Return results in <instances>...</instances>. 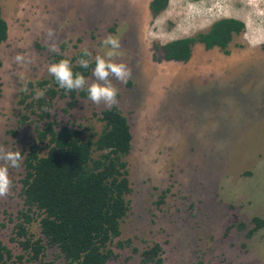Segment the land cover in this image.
Segmentation results:
<instances>
[{
    "label": "rangeland",
    "instance_id": "1",
    "mask_svg": "<svg viewBox=\"0 0 264 264\" xmlns=\"http://www.w3.org/2000/svg\"><path fill=\"white\" fill-rule=\"evenodd\" d=\"M150 1L3 0L10 36L0 50V145L22 152L36 136L40 122L25 116L18 98L31 91L28 83L51 79L49 28L67 57L83 48L102 55V39L116 35L118 61L131 69L127 83L111 79L115 107L130 124L132 192L114 241L129 245L114 246L116 256L105 264H152L141 251L154 243L162 247L163 264H264V226L249 238L236 227L264 217V0H168L157 15ZM227 17L245 24L228 54L195 43L186 62L154 60L155 45L196 36ZM17 53L26 56L24 64L14 62ZM86 78L91 81L92 71ZM69 102L56 100L52 113L100 131L94 113L110 107L88 98ZM23 174V165L9 168L10 195L0 198V240L14 256ZM59 260L49 248L34 264Z\"/></svg>",
    "mask_w": 264,
    "mask_h": 264
},
{
    "label": "trees",
    "instance_id": "2",
    "mask_svg": "<svg viewBox=\"0 0 264 264\" xmlns=\"http://www.w3.org/2000/svg\"><path fill=\"white\" fill-rule=\"evenodd\" d=\"M167 3L168 0H151L149 9L157 15ZM244 27L239 19L220 18L196 36L155 45L154 60L186 62L195 43H202L207 49L218 47L228 54L229 44ZM6 38L7 24L0 6V44ZM61 54L53 55L50 61L68 58L74 71H80L85 77L91 73V66L83 69L76 65L81 50L70 57ZM26 86L31 91L19 94L18 105L28 109L25 116H35L40 124L35 126L36 136L28 149L21 152L24 174L20 179L19 196L22 206L11 237L20 253L14 256L0 240V264L7 261L40 263L49 248L58 250L60 260L56 264H105L116 256L114 246L129 245V240L114 242L121 234L132 192L127 162L132 149L128 119L115 106L103 108L94 113L100 124L97 132L94 125L63 121L57 113H52L56 100L68 98V105L72 107L78 98H88L86 91L60 89L52 76L50 80ZM232 216L236 222L235 214ZM33 226L38 228V233L31 230ZM263 226L264 217L258 216L248 223H236L238 229H246L248 238ZM161 253V245L154 243L141 251L142 261L163 264Z\"/></svg>",
    "mask_w": 264,
    "mask_h": 264
},
{
    "label": "clouds",
    "instance_id": "3",
    "mask_svg": "<svg viewBox=\"0 0 264 264\" xmlns=\"http://www.w3.org/2000/svg\"><path fill=\"white\" fill-rule=\"evenodd\" d=\"M46 37L52 41L49 50L56 55H62L55 43L54 30L49 28ZM101 44L105 49L102 55L98 53L93 57L87 48H83L81 55L76 60V65L80 68L92 67L91 81L80 71H74L72 61L68 58L50 62L47 71L55 79L60 89L86 91L88 99L94 104L112 107L118 103V89L112 83L111 78H115L121 83H127L131 76V69L126 63L118 61L119 50L121 49V40L118 36L109 34L102 39ZM13 59L17 64L26 62V56L22 53H17ZM23 90L27 91L26 88ZM0 161L3 162L0 165V198H6L10 195L13 184L9 175V168H20L23 163V156L20 150L6 149L0 145Z\"/></svg>",
    "mask_w": 264,
    "mask_h": 264
},
{
    "label": "crops",
    "instance_id": "4",
    "mask_svg": "<svg viewBox=\"0 0 264 264\" xmlns=\"http://www.w3.org/2000/svg\"><path fill=\"white\" fill-rule=\"evenodd\" d=\"M2 3H3V0H1V9H2ZM10 13H7L5 14L3 11H2V18L5 20L6 24H7V40L9 39V36H10V30H9V25L8 23L10 22L8 19H9V15ZM6 41V40H5ZM5 41H3L1 44H0V50L2 48V45L5 43ZM194 47V46H193Z\"/></svg>",
    "mask_w": 264,
    "mask_h": 264
}]
</instances>
